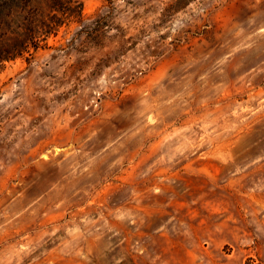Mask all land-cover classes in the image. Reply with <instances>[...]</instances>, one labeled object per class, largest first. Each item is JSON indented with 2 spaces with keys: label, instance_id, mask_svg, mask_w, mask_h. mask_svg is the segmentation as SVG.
Instances as JSON below:
<instances>
[{
  "label": "rangeland",
  "instance_id": "rangeland-1",
  "mask_svg": "<svg viewBox=\"0 0 264 264\" xmlns=\"http://www.w3.org/2000/svg\"><path fill=\"white\" fill-rule=\"evenodd\" d=\"M39 1L65 23L1 64L0 264H264V0Z\"/></svg>",
  "mask_w": 264,
  "mask_h": 264
},
{
  "label": "trees",
  "instance_id": "trees-1",
  "mask_svg": "<svg viewBox=\"0 0 264 264\" xmlns=\"http://www.w3.org/2000/svg\"><path fill=\"white\" fill-rule=\"evenodd\" d=\"M56 5L60 0H52ZM69 7L65 13L74 11L81 16V0H66ZM29 7L33 8L29 12ZM65 23L42 11L39 0H0V69L3 61L31 54L40 47V41ZM43 38V39H42Z\"/></svg>",
  "mask_w": 264,
  "mask_h": 264
}]
</instances>
